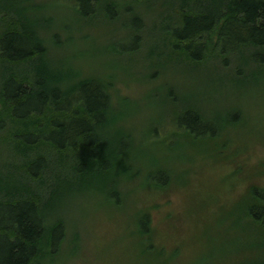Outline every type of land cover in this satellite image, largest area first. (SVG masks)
Wrapping results in <instances>:
<instances>
[{
    "label": "rangeland",
    "instance_id": "1",
    "mask_svg": "<svg viewBox=\"0 0 264 264\" xmlns=\"http://www.w3.org/2000/svg\"><path fill=\"white\" fill-rule=\"evenodd\" d=\"M111 1L118 3L114 18L105 5L84 16L73 0H1L25 28H39L49 47V55L33 59L22 74L29 78L46 65L52 86L70 91L87 78L105 83L111 94L105 155H113V133L127 137L119 138L120 151L130 146L131 170L106 182L99 172L75 182L69 176L61 182L54 172L46 189L25 184L34 194L46 190L48 221L63 224V239L43 264H264L259 223L240 214L249 185L264 186V173L247 181L234 165L264 163V74L242 82L253 65L243 49L231 57L206 44L194 60L166 39L161 26L173 12L171 0L148 7ZM131 27L140 39L135 31L129 35ZM191 108L217 130L208 143L214 148L185 133L179 115ZM156 170L172 179L165 190L149 181ZM144 209L152 218L148 235L138 229Z\"/></svg>",
    "mask_w": 264,
    "mask_h": 264
},
{
    "label": "trees",
    "instance_id": "2",
    "mask_svg": "<svg viewBox=\"0 0 264 264\" xmlns=\"http://www.w3.org/2000/svg\"><path fill=\"white\" fill-rule=\"evenodd\" d=\"M73 1L84 16L96 13L98 5L114 9L109 18L118 12V3L111 0ZM126 2H142L148 7L154 0ZM171 6L173 12L164 15L162 31L166 39L178 41L191 58L200 60L206 44H213L215 52L231 57L243 49L249 53L246 61L253 65L242 82L264 74V0H171ZM7 10L9 7L0 0V264H43L62 241L63 224L48 221L46 190L34 194L25 184L46 189L55 173L61 182V176H69L75 182L85 176L93 180L99 172L106 182L112 173L125 175L131 170L126 162L130 146L120 151L119 138L127 137L113 133L118 137L113 155H105L102 133L111 122V94L105 83L87 78L70 91L52 86L53 74L46 65H40L29 78L22 74L24 66L30 67L33 59L48 56L49 47L46 38L39 35V28H25ZM129 35L141 37L136 27H131ZM255 61L263 65L254 68ZM179 116L187 135L207 144L216 137L218 132L210 125L211 120L199 110L187 109ZM208 147L214 148L211 144ZM237 164V173H247V181L260 176L256 171L264 173V163L258 169L246 160ZM160 172L166 174L164 181L159 178ZM148 177L160 190L172 184L167 170L152 171ZM108 182L103 186L107 187ZM251 183L240 214L259 223V230L255 229L264 240V186ZM151 222L150 210L144 209L138 221L139 231L148 235Z\"/></svg>",
    "mask_w": 264,
    "mask_h": 264
}]
</instances>
